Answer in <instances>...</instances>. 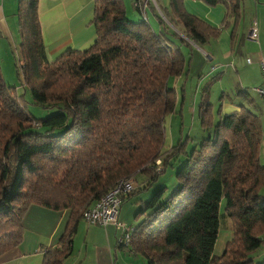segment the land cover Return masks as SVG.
<instances>
[{"label": "trees", "instance_id": "1", "mask_svg": "<svg viewBox=\"0 0 264 264\" xmlns=\"http://www.w3.org/2000/svg\"><path fill=\"white\" fill-rule=\"evenodd\" d=\"M92 1L94 41L86 49L67 48L48 61L39 0H16V76L32 104L54 113L44 119L31 116L0 68V254L21 244L23 215L28 207L40 205L68 212L58 244L47 248L41 261L62 264L72 254L84 212L127 180L133 189L120 196L121 206L147 191L171 159L181 158L172 190L162 186L146 203L138 197L136 226L124 248L145 264H253L250 252L264 245L260 105L240 91L251 108L240 105L239 111L225 115L220 105L214 121L209 81L200 89L197 105L207 137L191 151L186 139L169 151L162 149L164 119L174 102L166 82L186 74L189 64L181 46L190 50L188 42L201 46L215 40L220 28L230 24L228 17L235 28L239 0H199L209 8L221 4L226 9L216 28L185 10V0H168L164 21L148 5L161 26L156 31L142 17L127 20L122 0ZM165 20L172 28L181 23V34ZM139 175L146 176L142 187L136 181ZM221 218L229 222L233 237L217 257L212 251ZM116 248L123 247L117 243ZM257 264H264V257Z\"/></svg>", "mask_w": 264, "mask_h": 264}, {"label": "crops", "instance_id": "2", "mask_svg": "<svg viewBox=\"0 0 264 264\" xmlns=\"http://www.w3.org/2000/svg\"><path fill=\"white\" fill-rule=\"evenodd\" d=\"M93 4L94 1L92 0H39L38 16H40L41 36L48 61H52L59 54L61 55L67 48L79 50L86 49L91 45L95 38V27L91 23ZM16 7V0H0L1 60L10 58V52L16 50L20 44L17 17H15ZM184 7L196 18L209 23L214 28L222 25L226 13V9L221 4L209 8L199 0H185ZM239 8V22L235 28L233 27L232 18L228 17L227 21L230 24L227 28H220V36L215 40L206 42L201 46L188 42L192 49L188 50L186 48L189 60L187 73L190 72L193 52L199 51L204 59H207L211 64L208 70L209 73L214 74L216 72L218 75L224 73V76H226L233 72V83L241 90L243 88H245L244 90H247L246 88L252 90V88L261 85L262 73L258 61L260 59L264 60V0H239ZM146 12V15H144L145 20L150 24L149 16L152 12H149V10H146ZM152 18L156 24L151 26L152 29L154 28L155 31L160 30L161 26L154 17ZM253 26L255 27L254 37L251 39L249 30ZM197 57L200 60L198 70L202 77L203 73L201 71L204 70L205 72L208 62L203 60L199 54H197ZM247 58L250 60L249 63ZM204 78L202 79L204 80ZM216 80L218 81L217 76ZM208 82L206 81V83ZM206 83L204 84L206 85ZM198 87L197 83L195 89ZM219 92L222 96L220 100L221 113H232L234 108H224V90L219 88ZM245 100L247 101L246 98ZM259 100L260 115L263 119L264 107L261 98ZM240 105L244 106L245 104L239 102L238 106ZM261 132L258 158L260 160L259 164L264 167V121ZM138 196L140 197V195ZM219 209L220 213H223V203L220 204ZM135 212L136 208L131 206L125 208L123 213L119 211L118 223L121 226H136V222L134 225L131 224L135 221ZM67 218H69V215L65 210L54 212L51 209L41 208L40 205L28 207L23 215V220H21L23 230L21 244L1 253L0 264H41L44 251L58 244ZM219 222L218 237L215 239L214 250L212 251V256L217 257L224 251L225 243L233 237V234L229 231V222L225 218H221ZM76 228L74 234L76 237H73V244H71L72 254L65 259L66 264H127L128 262L135 264L129 261L128 258L124 259V257L120 258L121 263L115 262L118 253H122L123 256L126 254L135 257L130 253V250H126L123 246L121 249L116 248L122 234L121 228L117 229L113 225L106 228L96 227L83 221L79 222ZM77 238L81 240L78 245H76ZM251 257L253 261L256 259L260 262L264 257V249L251 252Z\"/></svg>", "mask_w": 264, "mask_h": 264}, {"label": "rangeland", "instance_id": "3", "mask_svg": "<svg viewBox=\"0 0 264 264\" xmlns=\"http://www.w3.org/2000/svg\"><path fill=\"white\" fill-rule=\"evenodd\" d=\"M122 1L124 3L123 4L124 12L126 13L125 17L127 18V20L129 19L133 22L139 21L141 19V14L136 12L135 8L133 7V3H135L136 0H122ZM167 2L168 0H156L155 2L156 3L155 10L159 13V16L162 17L163 21H164L163 11L165 10V7H167ZM149 19H150L149 23L151 24V26L156 25L154 19L151 16H149ZM165 22L167 21L165 20ZM168 25L170 26L172 31H174L176 34L178 35L181 34L180 33V30L182 29L181 23H178V25L175 28H172L170 23H168ZM251 35L252 33H250L249 37H251ZM181 48L183 49L182 52L185 56V59L189 62L187 49L184 46L183 47L181 46ZM10 53H11L10 58L8 59L4 58V60H1L2 58L0 59V68L2 70L1 75L3 80H5L6 83L10 85L12 88L11 92L15 94L14 96L21 97L20 98L21 103L24 104L25 110L31 116L36 117L37 119H44V117H46L47 115L53 114L54 110H49V109L43 110L31 103L29 96L30 93L26 89H24L23 86L20 84L21 81L16 76V72H15V70H17L16 67L19 64L18 61L20 59L18 48H16V50H12ZM197 54H199L203 60L208 62L205 72L204 70L201 71L203 73L202 77L199 74L200 72L198 70L199 69L198 64L200 63V60L197 59L198 58ZM209 66L211 67L209 61L207 59H204V56L201 55L199 51L195 53L193 52L192 64L190 65V72H189L190 74L186 73L178 78L173 76L168 77L166 86L170 90V95L174 98V102H173L172 112H170L169 115L165 116L164 119L165 138L163 140L162 149H164L165 152L169 151V148H171V146L176 144L178 141L183 142L184 139H186L187 150L191 151L194 147H196L200 143V141H202L207 137L204 131L201 130L200 122L197 117V113H198L197 105H198V101H200L199 91L202 87L205 86L204 83H206V81L207 82L210 80L212 81V88H210L207 97L209 99L208 100L209 103L211 104L214 121H217V117L215 114L219 110L218 108L220 107L221 104L220 100L222 98L219 92V88H221V90H224L223 101H224L225 109L234 108V110L239 111L240 110L238 106L239 102L245 104L246 105L245 107L251 108L249 102L246 101L245 98H243V96L239 95L240 91H246L249 97L251 98L250 100H252L256 104H260L259 95L253 93V89L255 88H252V90L249 88H246L247 90H244L245 88H243L241 90L238 86H236L235 83H233V79H234L233 72H231V74H228L226 76H224V73H220V75H218V73L216 72L214 74H211L208 72ZM216 76L218 77V81L216 80ZM202 78H204V80ZM197 83L199 87L195 89L197 87ZM193 95L196 99L195 98L193 99ZM170 162H171L170 165L165 166V169L159 173L158 178L153 184H151L150 188H148L147 191L137 193L138 195L142 196V199L140 200H142L143 203H146L148 201L150 194L160 189V187L165 186L168 189L166 190L167 192L172 190V188L174 187L173 185L175 184V177H176L175 172L180 167V165H182L183 161L181 158H179L178 160L171 159ZM160 169L161 166L157 169V171H159ZM145 178H146L145 175H139L136 178L139 187L145 185ZM137 194H135V196L129 197L128 199L124 200L123 204L120 206L121 213H123V210L129 206H131L132 208L136 207V210L138 209V207L140 206V202H137L138 201L137 199L139 197ZM259 194L264 197V185L261 186L259 190ZM136 221L137 220L131 222V224L134 225ZM124 226L130 228L134 227L129 225H124ZM73 237L76 236L74 235ZM76 240H77L76 245H78L81 242V240H79V238H77ZM263 249L264 246H262V248L259 250H263ZM121 257H124V259L128 258L129 261L134 262L135 264H145L142 260V257L139 255L135 257H130L127 256L126 254L125 256H123L122 253L116 254L115 262L121 263L120 260ZM252 263L257 264L258 261L254 259ZM62 264H66V261L63 260ZM127 264L130 263L128 262Z\"/></svg>", "mask_w": 264, "mask_h": 264}, {"label": "built area", "instance_id": "4", "mask_svg": "<svg viewBox=\"0 0 264 264\" xmlns=\"http://www.w3.org/2000/svg\"><path fill=\"white\" fill-rule=\"evenodd\" d=\"M156 0H136L133 3V7L137 10V12L142 13V18L145 19L146 10L148 9V5L153 6L156 9ZM254 30L255 27L253 26L250 30L251 39L254 37ZM247 62L249 63L250 60L247 58ZM259 68L261 70V80L262 83L259 86H256L253 89V93L259 95L262 100V104L264 107V60L260 59L258 61ZM264 120V115H263ZM157 162V167L160 165V161ZM133 183L127 180L120 181L115 188H112L110 192L106 195L101 197L95 205L89 208L86 212L83 213L84 218L83 221L89 223L92 226L96 227H108V226H115L117 229L121 228L122 234L119 237L118 244L122 245L123 247L127 246L129 241V233H131L132 228L121 226L118 221L117 217H119V206L121 204L120 196L123 195L124 192L131 191L133 188ZM132 253V252H130Z\"/></svg>", "mask_w": 264, "mask_h": 264}, {"label": "water", "instance_id": "5", "mask_svg": "<svg viewBox=\"0 0 264 264\" xmlns=\"http://www.w3.org/2000/svg\"><path fill=\"white\" fill-rule=\"evenodd\" d=\"M162 18V17H161Z\"/></svg>", "mask_w": 264, "mask_h": 264}]
</instances>
